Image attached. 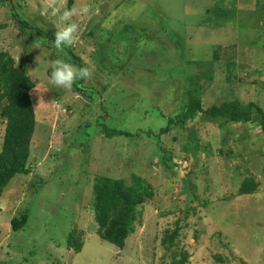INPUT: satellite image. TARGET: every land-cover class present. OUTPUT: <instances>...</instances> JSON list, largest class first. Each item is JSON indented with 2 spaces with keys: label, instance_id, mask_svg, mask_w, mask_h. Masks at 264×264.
<instances>
[{
  "label": "rangeland",
  "instance_id": "obj_1",
  "mask_svg": "<svg viewBox=\"0 0 264 264\" xmlns=\"http://www.w3.org/2000/svg\"><path fill=\"white\" fill-rule=\"evenodd\" d=\"M0 2V51L35 82L38 114L31 173L15 176L0 197V264H264L257 118L221 124L197 114L159 133L181 118L190 90L204 108L229 97L264 107V0H74L70 8L68 0ZM209 7L236 17L215 26ZM12 8L52 36L69 23L62 13L76 10L70 46L90 70L84 85L97 91L93 100L74 83H50L55 60L80 66L36 29L22 31ZM91 29L93 43L84 40ZM104 124L137 135L106 138ZM5 125L0 117V151ZM135 176L154 197L125 245L116 246L101 235L94 189L102 177L129 185ZM246 178L260 185L241 195ZM25 212L27 227L14 232L12 219ZM71 233L79 250L67 244Z\"/></svg>",
  "mask_w": 264,
  "mask_h": 264
},
{
  "label": "trees",
  "instance_id": "obj_2",
  "mask_svg": "<svg viewBox=\"0 0 264 264\" xmlns=\"http://www.w3.org/2000/svg\"><path fill=\"white\" fill-rule=\"evenodd\" d=\"M73 2L74 0H68V8L71 7ZM1 4L2 2H0ZM11 10L15 20H18L21 24L20 28L22 31L27 27H31L32 29H36L42 38H50V40L54 41L55 36L48 35L39 28H36L35 25L25 22V19L16 12L15 8ZM206 12L207 14L210 12L211 20L209 19L208 21H211V24L214 22L215 24L213 23V25L215 26H220L223 18L227 19L229 17V19L233 18L234 20L236 17V14H233L231 11L227 12L223 8L211 9L209 7ZM100 26L97 23L95 27ZM84 40L93 43V29L85 34ZM91 43L88 44L90 45ZM64 48L74 58V62L80 68H86V62H84L81 56L73 53L70 45ZM101 66L104 70L103 64ZM106 67L108 68L109 66L106 65ZM48 72L51 76L52 69ZM85 79L74 82L75 92H79L86 98L93 100V92L97 91L85 86ZM35 87V82L27 73V69L25 70L23 66H17L13 56L8 51H0V117L6 121L3 144L0 151V197L8 183L15 176L31 173V142L38 121V114L32 94ZM227 91L229 93V90ZM197 114H204L210 119L220 121L221 124H248L254 122L255 118H257L258 121L255 129L259 130L264 137L263 106L256 102L244 105L240 101L229 97L228 100H223L204 108L202 98L196 95L195 90L188 91V101L181 118L179 117L177 120L169 119L168 124L162 127L159 133H168L172 129L173 124L183 125L188 120L195 118ZM103 127L104 137L106 138L137 135L117 128L111 129L105 124ZM149 135L151 136L152 134L149 133ZM100 179L94 189L95 197L92 207L96 221L100 226L101 235L104 240L113 245L124 246L129 235L135 231L136 221L140 222L141 220L140 216L143 213L145 202L154 197V190L140 176H135L133 182L129 185L111 177H102ZM259 185V182L254 178H246L241 184L238 193L241 195L253 194L257 191ZM28 223L29 213L25 212L20 218L16 217L12 219V230L14 232L22 231L27 227ZM67 244L69 247H76L78 250L81 248L79 242L73 237V233L69 235ZM186 260L187 255H184V261Z\"/></svg>",
  "mask_w": 264,
  "mask_h": 264
},
{
  "label": "clouds",
  "instance_id": "obj_3",
  "mask_svg": "<svg viewBox=\"0 0 264 264\" xmlns=\"http://www.w3.org/2000/svg\"><path fill=\"white\" fill-rule=\"evenodd\" d=\"M87 13L88 8L85 7L81 10ZM56 15V10L52 12ZM76 14V10H66L62 13L61 19L63 21H69L60 30L55 32L54 46L60 50L68 45H71L74 41V34L78 31V24L70 22L73 15ZM52 72L50 76V83L57 88L71 89L75 81L88 78L90 76V70L88 68H77L73 64L68 63L62 59L55 60L52 65Z\"/></svg>",
  "mask_w": 264,
  "mask_h": 264
},
{
  "label": "crops",
  "instance_id": "obj_4",
  "mask_svg": "<svg viewBox=\"0 0 264 264\" xmlns=\"http://www.w3.org/2000/svg\"><path fill=\"white\" fill-rule=\"evenodd\" d=\"M264 25V24H263Z\"/></svg>",
  "mask_w": 264,
  "mask_h": 264
}]
</instances>
